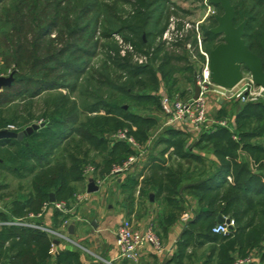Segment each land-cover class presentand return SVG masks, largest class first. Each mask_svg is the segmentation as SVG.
<instances>
[{"label":"trees","instance_id":"1","mask_svg":"<svg viewBox=\"0 0 264 264\" xmlns=\"http://www.w3.org/2000/svg\"><path fill=\"white\" fill-rule=\"evenodd\" d=\"M165 2L0 0V69L11 71L14 77L11 85L0 88V130L8 122H17L16 131L20 132L35 119L33 114L23 117L18 111L7 118L4 112L9 106L33 103L44 95L50 101L39 119L43 127L23 141L0 140V170L11 168L17 176L31 177L29 189L22 196L2 202L8 211L0 212V220L40 213L50 202L51 193L55 194L56 202L67 203L75 197L77 183L85 180L88 165H95L97 175H104L111 172L115 162L127 160L134 150L126 141L111 139V132L127 129L145 143L152 130L160 127L157 117L134 112L132 102L148 99L156 102L160 110L157 75L161 73L162 82L173 94L176 85L173 75L178 70L174 62L182 57L170 54L160 42L154 49L159 64L139 65L133 53L121 55L114 34H121L123 41L137 52L146 47L148 42L143 33L154 34L161 26L162 21L155 15ZM231 2L235 7V23L247 20L246 44L264 62L260 45L264 0ZM125 5L135 7L128 16ZM164 30L165 27L158 31L162 35ZM209 35L212 32L204 37ZM204 44L210 41L204 39ZM214 48L207 50L210 53ZM100 49L104 57L97 64L94 60ZM232 113L238 123L240 143L233 141L224 128L202 136L190 146L189 135L182 131L164 129L158 136V143H164L165 148L160 151V162L150 170L163 173L154 174L148 184L157 194H165L167 202L179 204L174 212L177 209L181 212L186 194L198 204L194 218L187 222L176 242L173 256L164 264H184L187 257L192 258L193 252L189 253L192 249L207 244L210 247L204 254L205 261L199 264H235L239 257L245 258L254 250H258L260 263L264 264V142L258 141L264 139V101L235 104ZM84 114L98 116H86L83 120ZM226 114L221 111V115ZM198 148L214 155L216 160L209 168L194 152ZM103 150L106 155L97 164L92 152ZM240 150L247 154L243 159ZM174 156L202 163L203 167L197 170L188 167L184 172L181 166L179 170L165 168L168 159ZM136 176L128 175L122 184L124 190L138 185ZM176 214L164 216L160 221L164 233L178 219ZM219 215L234 220L233 228L226 234L212 230L219 223ZM53 217L52 227L61 230L64 220L71 215L55 209ZM52 244L53 239L42 230L3 226L0 264H83L79 250H61L54 255Z\"/></svg>","mask_w":264,"mask_h":264},{"label":"built area","instance_id":"2","mask_svg":"<svg viewBox=\"0 0 264 264\" xmlns=\"http://www.w3.org/2000/svg\"><path fill=\"white\" fill-rule=\"evenodd\" d=\"M167 37L168 34H165L164 39H167ZM119 42L122 56H125L127 52H131L134 55V61L139 65L148 63L147 55L137 52L134 46L124 42L123 39ZM204 54L206 56V63L196 77L192 95L189 99L185 100L176 93L171 94L166 86H163L157 92L160 99L161 114L159 128L161 130L175 129L188 134V146L199 141L202 136L216 132L221 128L227 129L233 141L240 143L241 138L238 133V123L235 114H232L233 107L239 103L264 101V86L257 85L249 71L247 74L244 73L243 80L234 88H224L215 84L211 79L209 54ZM196 86L200 88L198 98L194 97ZM222 110H225L227 114L221 115ZM7 129L16 131L17 128L15 125H9ZM157 137L155 134L151 135L147 142L141 143L134 136L130 135L127 129L119 131L115 140L128 142L134 153L120 166H114L108 176L104 178L97 176V169L94 165H88L85 168L84 174L86 182L94 180L98 187L101 188L112 177L119 175L128 176L141 171L144 167L145 159L149 154L150 147ZM239 153L241 157H246L245 151L240 150ZM89 194L86 189L85 193L78 195V204L86 201ZM47 205H52L54 209L64 214H70L73 211L72 208H68L66 202H49L38 214L30 213L26 216L14 217L6 221L0 220V228L3 226H20L42 230L53 239L52 252L54 254H56L55 250H53L56 240H64L85 251H89L74 242L68 232L69 227L76 220L74 216L64 220L61 230L54 229L50 224L40 221ZM7 211L6 205L0 201V212ZM189 217V214L185 215V219ZM231 224L234 226V220H231ZM212 230L216 234H226L230 231V225L226 222H219ZM116 236L118 255L111 259L96 255L101 264H122V261L125 259L139 262L140 250L145 246H150L155 251H162L164 249V244L152 225L143 232L133 229L127 222L122 221L117 227ZM243 263V260H238L235 264Z\"/></svg>","mask_w":264,"mask_h":264},{"label":"rangeland","instance_id":"3","mask_svg":"<svg viewBox=\"0 0 264 264\" xmlns=\"http://www.w3.org/2000/svg\"><path fill=\"white\" fill-rule=\"evenodd\" d=\"M123 8L126 12V15L128 16L129 13H131L135 7L125 5ZM223 13V9L220 6L212 4L210 0H167V2H165V4L159 8L155 15L156 17H159L162 21L161 26L155 29L154 34H150L149 31L143 33V37L148 42V45L140 49L138 52L147 55L148 63H150L151 65L157 66L160 62V59L156 57L157 55L154 53L155 47L157 46V44H160V42L161 44L165 45L166 51H169L170 54L182 57L181 61L174 62L178 70L173 75L176 83L173 92L179 94L185 100L189 99L192 95V90L196 82V77L200 73L204 64L206 63V56L204 53L209 54L207 49L211 48L212 46H216L218 42H221V38H216L213 41H210V44H204V36H206L207 33L210 32L211 28L215 27V16L222 15ZM164 27L165 30L161 35L159 31L162 30ZM165 34H168L167 39H164ZM114 39L117 40L118 44H120L119 41L122 40V35L114 34ZM98 53L99 55L95 57L94 62L100 64L104 57V51L100 49ZM247 72L248 70L244 71V73L246 74ZM11 74V71L4 72L0 69V77H9ZM157 76L160 81L159 87L162 88L163 86H165L164 82H162L163 77L161 76V73H158ZM49 102L50 101L48 95H44L42 97L36 98L33 103H16L5 109L4 116L9 118V116L14 114L16 111H18L19 114L23 117L33 114L35 119L33 120L31 125L42 124L39 119L41 114L47 109ZM155 103L156 102L154 101L148 102V99L134 100L132 102V110L144 116L151 115L153 117L159 118L160 110L158 106L155 105ZM86 116L96 118V116L98 115L84 114L82 116V119L84 120ZM9 125H15L16 128L19 127V124L17 122H8L5 125L6 127L1 130L7 129ZM161 131L163 130H161L160 128H155L152 130V135L155 134L157 137L161 135ZM117 133V131L111 132L110 138L115 139ZM258 141L263 143L264 139H260ZM154 144V147L150 148L149 153L152 151L154 152V148L157 145L156 142H154ZM162 148H165V146L158 147V151H160V149ZM194 152L199 155L207 154V157L211 158L210 162L209 160L203 161L208 166V168L210 167L209 165H211V162L216 160L213 159L214 155L211 152L204 151L201 148L195 149ZM105 155L106 152L103 150L93 151L91 156L93 159H95V161H97V164H100L101 161L104 159ZM240 158L243 159L245 158V156ZM168 161L169 162L165 165V168H174L176 170H179V166H181L183 168V172L188 167H191L192 170H197L203 167L202 163L197 164V162L193 160L181 159L177 156H174L172 159H168ZM115 163L116 164L114 166H120L122 164L120 163V161H117ZM10 169L7 168L3 171L0 170V185L3 187L2 189H0L1 202H7L9 199L20 197L22 196L21 193H25V191L29 189L31 177L17 176ZM101 169H103V166H101ZM162 173L163 172L158 169L149 173L146 179L144 180V183L154 177V174L159 175ZM85 180L77 183L76 195L73 199L67 202L68 208L77 209L79 208V206H81L80 204L78 205L77 197L78 195H82L83 193H85L86 189H88ZM146 186L149 185L146 184ZM149 192L150 191L148 190L147 193ZM131 194H134V191ZM127 197L131 199L134 197V195L127 194L125 198ZM166 197L167 196L165 194H157V198L163 202V205L161 206V209L158 212L159 222L162 216H174L177 213L176 215L179 218V215L182 212L177 209L175 213L173 210L176 208V206H179V204L175 201L167 202ZM84 202L85 201H83L81 204H84ZM159 222L157 224H154L153 227L155 228L156 233L159 234L158 236L161 238L163 244L166 245L169 240V243L173 240V236H165L164 234H162V229L161 227H159ZM209 247L210 246L207 244L205 246L199 247L198 249H192V251L189 252L190 255L191 252H193L191 255L192 258H189L190 256L187 257L186 260H184V264H199L200 261H205L204 254L208 251ZM238 259L243 260V264H248L250 262H254L255 264H261L259 260L258 250L251 251L245 258L239 257Z\"/></svg>","mask_w":264,"mask_h":264},{"label":"crops","instance_id":"4","mask_svg":"<svg viewBox=\"0 0 264 264\" xmlns=\"http://www.w3.org/2000/svg\"><path fill=\"white\" fill-rule=\"evenodd\" d=\"M160 117L159 111V118L157 117L159 126ZM159 140V137L155 138L150 147L153 148L154 142H156L157 145L154 148V152L152 151L148 154L143 169L136 173L139 183L134 189L124 190L122 187L128 176L119 175L112 177L97 192L90 193L84 204L79 203L81 206L73 209L72 213H70L71 217L74 216L76 218L73 223L75 225L74 234L70 236L74 242L89 251H85L67 241H59L53 249L56 252V254L52 252L54 255H57L61 250H79L83 264H101L96 255L111 259L115 258L119 253L116 230L122 221L127 222L133 229L143 232L151 225L153 226L159 222L158 212L163 202L157 198V192L151 189L148 180L144 183L147 175L151 173V166L160 162L158 161L160 159L159 154L163 148L158 151V147L165 146V144L158 143ZM155 156L158 159H155ZM165 156L168 158L169 153ZM200 156L206 161H211V158H208L207 154ZM161 161L163 163L164 159L162 158ZM108 174L105 175L108 176ZM105 175L98 174L97 176L104 178L103 176ZM88 184L89 182H86L87 187ZM146 184L149 186H146ZM148 190L150 191L149 193H147ZM133 191L134 194H131ZM127 194L134 195V197L131 199L125 198ZM197 208V202L192 196L186 194L185 202L181 204L182 212L179 218L171 224L167 233H163L162 231V234L165 236H173V240L170 243L169 240L166 245L164 244L162 251H155L150 246H145L140 250L139 262L125 259L122 261V264H164L167 259L173 256L176 250V242L182 235L187 222L194 218ZM54 211L55 209L52 205H47L42 217L43 223L50 224L51 226L55 223L53 217ZM186 214L190 216L188 219H185ZM163 217H161L160 221L163 220Z\"/></svg>","mask_w":264,"mask_h":264},{"label":"water","instance_id":"5","mask_svg":"<svg viewBox=\"0 0 264 264\" xmlns=\"http://www.w3.org/2000/svg\"><path fill=\"white\" fill-rule=\"evenodd\" d=\"M214 5H221L224 10L223 15H217L216 20L218 25L211 31L215 34H223L224 42L219 44L209 53L211 79L212 81L224 88H234L244 77V70H248L254 82L257 85L264 86V62L262 58L252 52L244 39L247 20L239 26L234 23L235 7L231 0H210ZM262 48L264 50V31L262 33ZM14 77L11 74L9 77H0V88L11 85ZM200 94L199 86L195 88V98ZM44 124H33L25 130L17 132L8 129L0 130V140L5 138H15L23 141L27 136L32 135ZM99 190L98 185L94 180H90L88 184V192L93 193ZM50 202L55 203L56 197L54 193L50 195ZM219 222H226L233 228L231 219L223 215H219ZM75 225L69 227V234H74ZM59 241H55L57 244Z\"/></svg>","mask_w":264,"mask_h":264},{"label":"flooded vegetation","instance_id":"6","mask_svg":"<svg viewBox=\"0 0 264 264\" xmlns=\"http://www.w3.org/2000/svg\"><path fill=\"white\" fill-rule=\"evenodd\" d=\"M216 6H220L221 7V5H216ZM222 8V7H221ZM223 9V8H222ZM224 11V10H223ZM224 14V13H223ZM222 14V15H223ZM215 19H216V16H215ZM234 23H235V18H234ZM241 24V23H240ZM240 24H236L235 23V25L236 26H239ZM218 25V23H217V20H216V25H215V27ZM214 27V28H215ZM213 28H211V30H212ZM246 29V28H245ZM210 30V32H212ZM212 34L213 35H210V36H208V37H204V39H207L208 41H213L214 39H216V38H221V42H218L217 44H216V46L215 47H217L219 44H221V43H223L224 42V35L223 34H215V33H213L212 32ZM262 38V37H261ZM261 43H262V40H261ZM261 43H260V45H261ZM261 47H262V45H261ZM262 50H263V48H262ZM264 51V50H263Z\"/></svg>","mask_w":264,"mask_h":264}]
</instances>
